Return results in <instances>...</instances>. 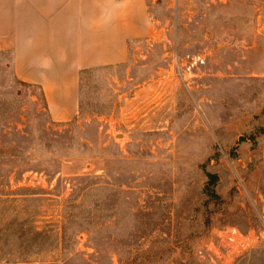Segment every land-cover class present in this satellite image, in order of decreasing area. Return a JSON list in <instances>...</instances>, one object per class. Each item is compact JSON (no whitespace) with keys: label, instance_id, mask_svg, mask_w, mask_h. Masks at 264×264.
Masks as SVG:
<instances>
[{"label":"rangeland","instance_id":"rangeland-1","mask_svg":"<svg viewBox=\"0 0 264 264\" xmlns=\"http://www.w3.org/2000/svg\"><path fill=\"white\" fill-rule=\"evenodd\" d=\"M148 3L71 122L0 53V264H264V0Z\"/></svg>","mask_w":264,"mask_h":264},{"label":"crops","instance_id":"crops-1","mask_svg":"<svg viewBox=\"0 0 264 264\" xmlns=\"http://www.w3.org/2000/svg\"><path fill=\"white\" fill-rule=\"evenodd\" d=\"M154 34L148 0H0V53L55 123L76 118L83 72L127 64Z\"/></svg>","mask_w":264,"mask_h":264},{"label":"built area","instance_id":"built-area-1","mask_svg":"<svg viewBox=\"0 0 264 264\" xmlns=\"http://www.w3.org/2000/svg\"><path fill=\"white\" fill-rule=\"evenodd\" d=\"M189 59L190 60L186 66H184L181 72L183 78H187L189 75H192L196 70L199 69L200 66H203L206 63V60L202 55L190 56ZM259 238H264V232L259 234ZM229 241L235 244L240 241V243L242 242V245H245L243 242V236L236 229L232 230Z\"/></svg>","mask_w":264,"mask_h":264}]
</instances>
